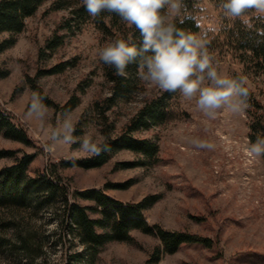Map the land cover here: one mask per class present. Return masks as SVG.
<instances>
[{"label":"rangeland","instance_id":"rangeland-1","mask_svg":"<svg viewBox=\"0 0 264 264\" xmlns=\"http://www.w3.org/2000/svg\"><path fill=\"white\" fill-rule=\"evenodd\" d=\"M222 0H204L195 12L205 20L210 39L209 52L218 72L246 78L257 99L264 102V71L255 66L252 51L238 39L243 25L223 17ZM51 1L26 20L24 30L16 35L13 46L0 52V107L16 124H23L32 142L25 143L0 132V149L15 150V156L0 159V169L13 164L24 153H35L28 173L37 176L46 169L54 172L71 193L90 188L102 189L123 203L141 201L157 195L158 199L144 216L151 225L169 230H182L212 239L211 246L201 242L184 243L174 253H162L157 264H264V156L246 155L245 146L252 142L249 133L255 109L243 115L221 113L209 120L179 93L169 100L162 124L135 134L159 144L158 159L143 160L138 153L123 149L102 166L84 168L65 166L63 160L85 158L78 145L58 146L46 152L48 131L57 117L71 113L76 124L75 135L89 133L105 137L116 135L147 99L162 90L141 81L139 91L129 101H119L105 118L97 110L110 95L98 50L110 42L98 26L89 21L70 35L51 55H41L40 48L56 31L68 14L67 10L49 11ZM203 9V12L200 10ZM0 33V42L12 37ZM66 62V68L55 74L45 72ZM38 87L60 108H49L48 128L25 119L33 92ZM80 97V104L70 111L61 109L71 97ZM108 124V125H106ZM214 145L209 150L198 148L195 141ZM145 161V164H139ZM114 184L119 186L115 187ZM83 205H95L77 198ZM90 211L92 217L99 212ZM16 213L21 229H32L38 242L36 253L27 256L15 246V231L1 226V219ZM62 208L42 206L20 211L0 210V264H147L161 240L139 229L131 232L129 241H111L93 256L72 233L59 223Z\"/></svg>","mask_w":264,"mask_h":264},{"label":"trees","instance_id":"trees-1","mask_svg":"<svg viewBox=\"0 0 264 264\" xmlns=\"http://www.w3.org/2000/svg\"><path fill=\"white\" fill-rule=\"evenodd\" d=\"M51 1L49 11L67 10L68 14L59 23L56 31L45 41L40 48L41 55L49 56L61 47L66 39L81 30L83 25L93 21L98 28L110 38V40L131 36L133 42L139 46L140 35L135 28L128 27L120 18L111 13L103 12L97 18H92L82 5V0H0V33L9 32L12 37L0 42V52L13 46L16 35L21 33L26 20L34 16L39 8L46 2ZM204 0H184L189 11H196ZM195 6V7H194ZM177 27L199 31L192 21L184 24L177 22ZM257 29H264V23L254 21V27L248 29L241 25L237 37L242 44L253 53L255 66L264 71V32L258 33ZM66 68V62H60L45 72L55 74ZM104 73L111 83V92L102 103H97L98 112L106 117V112L111 110L119 101H129L139 91L141 80L137 75L136 65H129L126 69L127 76L116 75L115 69L103 64ZM236 73L233 78L241 77ZM38 93L44 98L47 105L60 106L50 99L44 92L34 85ZM248 100L255 109L254 118L251 121L249 137L255 142L258 136L264 137V102L257 99L248 83ZM175 93L159 92L145 101L137 113L129 120L125 129L116 134L105 133L108 145L107 151L99 156L85 158H71L63 160L65 166H80L84 168L99 167L107 163L112 156L123 149L138 153L143 160L158 159L159 144L151 138L139 137L135 133L147 130L162 124L167 115V105ZM80 104V97L74 95L61 109L70 111ZM108 125V124H106ZM0 132L6 137L25 143L32 142L23 124H16L11 115L0 107ZM12 149H0V159L15 156ZM36 157L35 153H24L17 157L16 161L0 169V210L20 211L23 209H38L42 206L62 208L59 217L60 225L67 233H72L79 239L81 244L96 256L104 246L111 241H129L132 239L131 232L139 229L145 233L157 236L163 249H157L147 260V264H157L162 253H174L184 243L201 242L211 246L212 239L201 237L182 230H169L155 224L151 225L144 216V210L150 207L157 199V195L144 197L141 201L123 203L102 189L90 188L76 190L71 193L69 187L62 182L59 176L47 169L37 176L28 173L30 164ZM75 161V163H73ZM145 164V161L139 163ZM117 187L119 185L114 184ZM77 198L92 200L95 205H83ZM99 212L98 217H92L90 211ZM16 213L11 217L1 219V226L15 231V246L25 255L33 256L36 253L35 245L38 242L36 233L30 229L23 231Z\"/></svg>","mask_w":264,"mask_h":264},{"label":"clouds","instance_id":"clouds-1","mask_svg":"<svg viewBox=\"0 0 264 264\" xmlns=\"http://www.w3.org/2000/svg\"><path fill=\"white\" fill-rule=\"evenodd\" d=\"M82 5L92 18L103 12L117 15L140 35L139 46L129 36L114 39L98 50L99 60L114 68L116 75L126 77L128 66L136 65L142 82L194 101L196 109L209 120H215L221 113L243 115L249 107L246 78L218 72L209 52L205 20L200 13L189 11L184 0H82ZM219 7L224 18L233 23L239 20L248 29L254 27V21L264 23V0H222ZM186 21H192L199 31L177 27V22ZM25 119L38 123L41 129L48 128L49 108L38 92L32 94ZM75 132L71 113L57 117L48 131L44 150L52 152L58 146L78 145V151L86 157L109 150L102 135L77 136ZM195 145L209 150L214 147L199 140ZM244 151L249 157L264 156V137L249 142Z\"/></svg>","mask_w":264,"mask_h":264}]
</instances>
